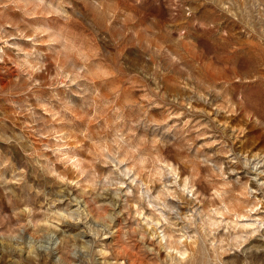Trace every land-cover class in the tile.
<instances>
[{
  "label": "clouds",
  "instance_id": "clouds-1",
  "mask_svg": "<svg viewBox=\"0 0 264 264\" xmlns=\"http://www.w3.org/2000/svg\"><path fill=\"white\" fill-rule=\"evenodd\" d=\"M0 264H264V0H0Z\"/></svg>",
  "mask_w": 264,
  "mask_h": 264
}]
</instances>
